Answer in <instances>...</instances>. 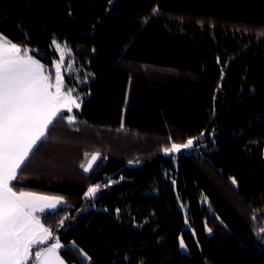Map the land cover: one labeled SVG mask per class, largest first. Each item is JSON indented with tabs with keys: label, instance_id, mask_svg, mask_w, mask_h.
Instances as JSON below:
<instances>
[{
	"label": "trees",
	"instance_id": "1",
	"mask_svg": "<svg viewBox=\"0 0 264 264\" xmlns=\"http://www.w3.org/2000/svg\"><path fill=\"white\" fill-rule=\"evenodd\" d=\"M0 33L88 77L10 183L64 199L67 264H264V0H0Z\"/></svg>",
	"mask_w": 264,
	"mask_h": 264
},
{
	"label": "snow or ice",
	"instance_id": "2",
	"mask_svg": "<svg viewBox=\"0 0 264 264\" xmlns=\"http://www.w3.org/2000/svg\"><path fill=\"white\" fill-rule=\"evenodd\" d=\"M157 12L158 9H154L153 15ZM53 45L56 50L60 49L55 38ZM37 54L38 50L21 49L0 33V264H65L59 255L63 250L59 237L53 236V230L44 226L39 215L55 214L64 201L59 197L15 192L10 186L34 146L45 137L49 125L63 115L62 109L71 112L73 107L80 108L81 98H72L75 89L63 91L67 86L60 65L68 58L66 53L60 52V60L54 62L55 84L50 82V76L46 75L48 70L40 59L34 58ZM80 82L87 83L88 77ZM67 121L74 123L75 116H67ZM196 140L190 138L183 144L172 143L164 152L189 149ZM97 159L98 156L93 155L88 166L83 168L84 172H89ZM99 189V185L88 187L84 197L95 198ZM64 223L65 220H61L60 226ZM261 233L264 228L257 235ZM37 247L40 250L33 252ZM180 247L185 248L183 239Z\"/></svg>",
	"mask_w": 264,
	"mask_h": 264
},
{
	"label": "rangeland",
	"instance_id": "3",
	"mask_svg": "<svg viewBox=\"0 0 264 264\" xmlns=\"http://www.w3.org/2000/svg\"><path fill=\"white\" fill-rule=\"evenodd\" d=\"M57 42L60 45V49L59 50H56L55 49V46L53 45V49H54V51L57 54V59H56L55 62H58L60 60V52L66 53V55L68 57V58H66L65 62L60 65V67H61V75H62V78H63V81H64L65 85L67 86L65 89H63V91L64 92H67L68 89H75V95H73L72 98L73 99H76L77 96H78V97H80L82 99L83 96H82V93L79 91V86H83L85 83H81L80 81H82L84 79V77L87 76V75L85 74V71H83L81 69V67L76 63V60L72 56V53H71L70 49L64 47V45L66 43L63 42V41H60V40H57ZM70 64L73 65L71 67V69L68 68V65H70ZM53 69H54V72L56 73V69H55L54 66H53ZM46 75H48V74L46 73ZM65 80H68V84H70L69 87H68L67 83L65 82ZM52 84H55V78H54V81L52 82ZM53 91H54V89H53ZM80 100H79V102H80ZM73 109H76V108L73 107L72 108V111H73ZM65 111L68 112L66 108L62 109V112H65ZM170 147H171V144H170V146H166L165 148H170ZM165 148H163V153H165L164 152V149ZM182 150H184V149H182ZM173 153L176 154L178 152H173ZM169 154H171V153H169ZM24 192H28V191H24ZM30 193H33V192H30ZM35 194L44 195V194H39V193H35ZM44 196H48V197H59V198H61L64 201V199L62 197H60V196H49V195H44ZM63 204L64 203H62L61 205H63ZM46 211H52V210H46ZM45 246L46 245H41L40 247H45ZM39 250H40V248L37 247V248H34L33 249V252L39 251ZM65 264H67V263L65 262Z\"/></svg>",
	"mask_w": 264,
	"mask_h": 264
}]
</instances>
